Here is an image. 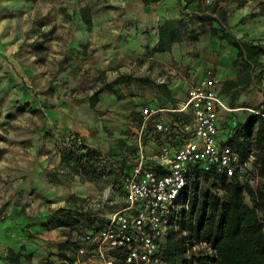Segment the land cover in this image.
Wrapping results in <instances>:
<instances>
[{"label":"rangeland","instance_id":"obj_1","mask_svg":"<svg viewBox=\"0 0 264 264\" xmlns=\"http://www.w3.org/2000/svg\"><path fill=\"white\" fill-rule=\"evenodd\" d=\"M124 1L0 0V56L6 57V61L0 60V264H10L5 257L12 248L22 252L20 264H31L35 255L38 264H66L61 253L70 252L80 231L60 223L53 212L60 208L74 211L73 203L67 202L72 197L96 209L108 205L102 198L110 185L105 181L97 187V195L81 198L72 194L86 182L100 180L88 181L77 174L74 162L68 160L69 151H98L80 133L59 134L49 122V113L69 107L66 99L72 97L84 114L90 111L84 106L87 98L104 83L125 76L113 83L115 94L105 91L100 96L96 115H112L120 122L127 115L135 123L150 99L166 98L161 85L186 81L189 94L198 80L171 49L156 52L157 32L139 41L146 47L139 56L121 55L130 42L123 35L134 29L132 19L136 16L132 7L123 6ZM234 1L243 0H225L228 4L223 7L230 11ZM209 4L203 0L199 13ZM197 11L185 7L172 20L200 32L198 21L192 20ZM205 30H211L210 23ZM103 31L110 35L106 42L100 40ZM5 62L28 70L24 75L42 104L24 99L22 84L12 81ZM101 69L106 71L101 74ZM176 95L187 94L183 89ZM106 132L112 138L108 126ZM209 190L221 191L219 179H201L200 192ZM80 219L85 223L84 217ZM194 250L213 255L206 245Z\"/></svg>","mask_w":264,"mask_h":264},{"label":"trees","instance_id":"obj_2","mask_svg":"<svg viewBox=\"0 0 264 264\" xmlns=\"http://www.w3.org/2000/svg\"><path fill=\"white\" fill-rule=\"evenodd\" d=\"M149 5L162 0H142ZM225 0H215L201 9V14L192 17L200 25V32L189 29L183 22L169 20L159 27V46L156 52H166L175 43L199 41L201 34L210 23L211 34L220 36L230 46L238 51L236 64L241 63L243 70L239 76L227 82L222 94L231 100V106L238 94L248 88L254 81V72L262 66L260 58L264 55V46L252 42H240L225 30L212 27L214 21L225 24L228 12L220 4ZM119 76L113 83H117ZM113 83H104L89 98L90 106L97 111L100 95L105 91L115 94ZM160 88L167 89L165 85ZM259 114L253 115L248 123L237 126L226 142L228 146L243 157L254 154L259 165L261 183L252 188L242 185L227 177H217L214 173L195 170L191 184L186 189L180 205L187 204L188 209H182L180 218L172 223L167 242L164 246L163 260L165 264H264V107H255ZM159 137V136H158ZM160 138V137H159ZM136 148L130 151L133 157ZM83 159L85 162H83ZM68 160L75 164L74 171L87 178L88 181L103 180L108 184L118 186V191L110 199L111 205L102 209L88 206L85 201L72 197L68 203H73L74 211L64 208L57 209L53 215L60 223L80 231V237L89 230H97L104 226L107 214L125 202L121 184L122 175L129 169L126 158L105 160L98 152L69 151ZM118 168L116 167L117 164ZM128 163V164H127ZM81 165V169L78 167ZM219 179L221 191L200 192V181L204 179ZM116 204V205H115ZM84 217L85 223L80 218ZM206 245L213 255L203 251H195V246ZM62 249L65 245H61ZM79 246V240L72 243L70 252L61 253L67 262H74V256ZM22 252L8 251L5 260L10 264H20ZM31 260V255H28Z\"/></svg>","mask_w":264,"mask_h":264},{"label":"built area","instance_id":"obj_3","mask_svg":"<svg viewBox=\"0 0 264 264\" xmlns=\"http://www.w3.org/2000/svg\"><path fill=\"white\" fill-rule=\"evenodd\" d=\"M218 84L208 72L177 106L146 104L142 108L136 153L121 179L125 202L107 214L102 228L79 238L73 264L84 258L101 264H165L164 246L172 223L182 209H188L180 202L195 170L256 188L260 180L256 156L243 157L220 138L223 103ZM173 115L178 118L172 119ZM149 141L156 145L153 152H148ZM117 191L118 186L109 185L103 193L104 204L111 205Z\"/></svg>","mask_w":264,"mask_h":264},{"label":"crops","instance_id":"obj_4","mask_svg":"<svg viewBox=\"0 0 264 264\" xmlns=\"http://www.w3.org/2000/svg\"><path fill=\"white\" fill-rule=\"evenodd\" d=\"M207 1L212 3L215 0ZM202 2L203 0H162L146 5L142 0L124 1L123 6L132 7L136 12V16L132 19L135 25L134 29H130V34L123 35V39H128L130 42L127 49L123 47L124 51L121 52V55L139 56L141 51L146 49L145 45L139 41L142 42V40L153 36L150 32L158 33L159 27L167 21L178 18L180 9L185 7L197 8V14H201L199 13V7ZM227 4L223 1L220 6L227 10L223 7ZM229 8L226 23L220 24V22L214 21L212 27L218 28V31L225 30L227 34L240 42H252L264 46V0H243L240 3L234 1ZM146 32H149V34ZM109 36L107 31H103V33H100V40L106 42L109 40ZM97 38L95 36V39ZM171 51H173L177 60H182L189 66V73L192 74V77L198 78L194 85L206 75L207 71H213L219 82L217 89L223 103L219 110L218 119L219 135L223 141H228L237 126L248 123L250 118L257 112L255 107L264 104V55L260 58L262 66L254 72L255 81L238 94L234 106H231L230 98L222 94L221 91L227 82L235 80L243 70L241 63H235L238 60V51L234 47L221 39L220 36H213L211 30H206L201 34L198 42L192 43L191 46L185 42L175 43L172 45ZM0 60L6 61V57L0 56ZM3 66L10 73V78L14 83L22 84V88L25 90L24 94L22 93L24 99L32 102L36 100L38 104H42L41 101L44 102L43 100L39 101L38 95L29 84L28 76L24 75V72H28V70L18 64L7 62L3 63ZM105 71L106 69H101L100 72L103 74ZM126 71L128 72V70ZM187 84L186 81L174 80L173 84L165 85L167 88L165 89L167 91L166 98H153L146 104H160L169 108L175 107L188 99L190 93H187L189 88ZM183 89H185L187 95L184 97L182 95L175 96L177 93L181 94ZM189 90L191 91V88ZM14 92H16V89ZM66 100L69 102V107L60 110L55 109L49 113L51 116L49 122L59 134L69 136L72 133H80L100 155L102 154L101 158L114 161V159L119 160L122 157L126 158L128 163L131 162L130 151L136 148L135 134L141 117L140 113L135 123H131L127 115L120 118L121 121L123 120V122H120L112 115L98 117L96 111L90 106L89 98L84 101V106L90 111H86L84 114L79 111L78 104L73 102L72 97H68ZM170 117L172 119L178 118L174 115ZM106 126L110 130L112 138L106 132ZM148 144V152H153L156 145L153 141H149ZM118 165H116L117 168ZM103 183V180L94 183L86 182L85 186L72 190V194L81 198L97 195L99 193L97 187L102 186ZM12 249L17 252L14 248ZM32 259L31 264L39 263L36 255ZM62 262L73 264L63 260ZM55 264H61V262ZM79 264L101 263L93 258H84L80 260Z\"/></svg>","mask_w":264,"mask_h":264}]
</instances>
